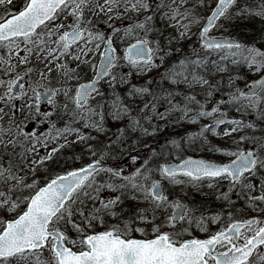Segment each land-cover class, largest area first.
Segmentation results:
<instances>
[{"label":"snow or ice","instance_id":"1","mask_svg":"<svg viewBox=\"0 0 264 264\" xmlns=\"http://www.w3.org/2000/svg\"><path fill=\"white\" fill-rule=\"evenodd\" d=\"M0 264H264V0H0Z\"/></svg>","mask_w":264,"mask_h":264},{"label":"trees","instance_id":"2","mask_svg":"<svg viewBox=\"0 0 264 264\" xmlns=\"http://www.w3.org/2000/svg\"><path fill=\"white\" fill-rule=\"evenodd\" d=\"M251 28V26H249ZM249 79H251L249 77ZM231 115H235L234 113L231 114ZM109 125L111 127H113V131L115 130V126H113L111 124V121H109ZM198 130V126L196 125H190L188 127H184V128H178L176 131L173 132V134L171 135H166L164 134L162 131L154 138V139H150V141L152 143H154V145H162L164 144L168 139H171V138H176V139H179L181 136H184L186 135L188 132H191V131H196ZM213 143H217V144H221L223 143V141L221 140H218L217 138L215 137H212L211 138ZM149 141V142H150ZM79 152H80V149L77 147L75 149H69V150H66L65 152V156H72L74 153L77 155V157L79 156ZM185 157L187 156H192L194 157L195 155H199L201 158L203 159H208V160H212L214 162H226V159L227 158H224V157H221L217 154H214L212 152H207V151H203L201 149H196V150H188L185 152ZM87 158L88 156L85 155L83 157V160H80L79 158H77L75 161L73 160H68L67 163H63V160L61 161V165H57V170L58 171H63V169L65 168H74V167H79L81 163H85L87 161ZM77 161V163H76ZM124 163H126V161H124ZM189 196L194 198L196 201H201V200H198V197L197 195H194V194H191V192L189 193ZM209 203L210 206L211 205V202L207 201ZM194 235L196 236H200L199 235V232L197 231H194L193 233ZM201 238H203V236H200Z\"/></svg>","mask_w":264,"mask_h":264},{"label":"rangeland","instance_id":"3","mask_svg":"<svg viewBox=\"0 0 264 264\" xmlns=\"http://www.w3.org/2000/svg\"><path fill=\"white\" fill-rule=\"evenodd\" d=\"M18 2H19V0H18ZM214 34H215V33H214ZM250 78L252 79L253 77H250ZM241 86H243V84H242ZM188 126H189V124L175 125V126H173V125H169V126L166 127L165 129H163L162 132H163L164 134H166V135H171V134H173V132L176 131L178 128H184V127H188ZM150 142H151V141H150ZM194 157H195V158H201L199 155H195ZM88 161H89V157L87 158V161H86L85 163H87ZM226 162H227V159H226ZM76 163H77V161H76ZM53 167L56 168V169L58 168L57 165H53ZM176 191H179V189H176ZM191 194H194V195L199 196V197H198V200H202V199H204L203 197H201L199 194L195 193L194 191L191 192ZM209 202H211V201L209 200ZM211 227L213 228V230H215V228H217L218 225H212ZM197 232H199V231H197ZM193 233H194V232H193ZM199 235H200V236H203V233L199 232Z\"/></svg>","mask_w":264,"mask_h":264}]
</instances>
